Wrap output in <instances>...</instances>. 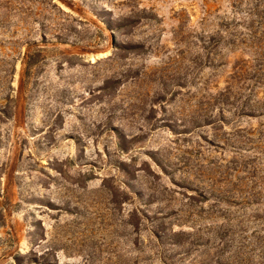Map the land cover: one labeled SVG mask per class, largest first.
Here are the masks:
<instances>
[{"label":"rangeland","instance_id":"374dc122","mask_svg":"<svg viewBox=\"0 0 264 264\" xmlns=\"http://www.w3.org/2000/svg\"><path fill=\"white\" fill-rule=\"evenodd\" d=\"M260 104L264 0H0V264H264Z\"/></svg>","mask_w":264,"mask_h":264},{"label":"trees","instance_id":"16d2710c","mask_svg":"<svg viewBox=\"0 0 264 264\" xmlns=\"http://www.w3.org/2000/svg\"><path fill=\"white\" fill-rule=\"evenodd\" d=\"M252 108L254 109V112H256L257 110L264 111V104H260L259 106L255 105V106H252Z\"/></svg>","mask_w":264,"mask_h":264}]
</instances>
